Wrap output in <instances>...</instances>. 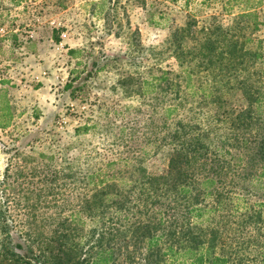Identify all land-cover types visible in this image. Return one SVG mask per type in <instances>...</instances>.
Returning a JSON list of instances; mask_svg holds the SVG:
<instances>
[{"label": "rangeland", "instance_id": "374dc122", "mask_svg": "<svg viewBox=\"0 0 264 264\" xmlns=\"http://www.w3.org/2000/svg\"><path fill=\"white\" fill-rule=\"evenodd\" d=\"M188 20L190 50L203 26L220 25L264 60V0H0V228L21 252L43 240L39 232L72 227L57 225L78 208L83 167L120 168L125 187L130 158L161 166V107L173 93H142L139 82L168 70L185 94L184 65L163 50V38ZM52 28H62L58 43ZM83 123L87 130L73 134Z\"/></svg>", "mask_w": 264, "mask_h": 264}, {"label": "trees", "instance_id": "16d2710c", "mask_svg": "<svg viewBox=\"0 0 264 264\" xmlns=\"http://www.w3.org/2000/svg\"><path fill=\"white\" fill-rule=\"evenodd\" d=\"M193 22L169 26L163 38V50L184 65L185 94L168 70L139 82L142 93H173L174 102L161 107V166L147 169L130 158L125 187L120 168L83 167L78 208L57 225L72 227L39 232L44 242L32 238L21 252L2 226L0 262L264 264V60L243 47L233 27L220 25L203 26L207 32L190 50ZM61 29H51L54 43ZM64 88L73 89L70 82ZM87 128L74 126L73 134Z\"/></svg>", "mask_w": 264, "mask_h": 264}]
</instances>
